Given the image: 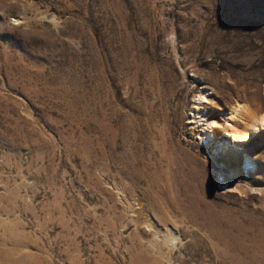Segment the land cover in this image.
I'll list each match as a JSON object with an SVG mask.
<instances>
[{"label": "rangeland", "instance_id": "rangeland-1", "mask_svg": "<svg viewBox=\"0 0 264 264\" xmlns=\"http://www.w3.org/2000/svg\"><path fill=\"white\" fill-rule=\"evenodd\" d=\"M238 102L264 0H0V264H264V127L206 129Z\"/></svg>", "mask_w": 264, "mask_h": 264}, {"label": "bare ground", "instance_id": "bare-ground-1", "mask_svg": "<svg viewBox=\"0 0 264 264\" xmlns=\"http://www.w3.org/2000/svg\"><path fill=\"white\" fill-rule=\"evenodd\" d=\"M198 100L205 104L206 102H209L210 100L207 99V97L200 93L198 95ZM204 111L205 105L201 107ZM245 108L243 103L238 102L234 107L229 111L227 115H224L221 117V119L216 120L213 118L207 119V128H213V127H221L223 130L229 131V134L232 136V142L234 143L239 138L245 139L247 136V132H254L257 128L264 127V111L260 114H253L250 113V111ZM202 113V112H201ZM238 120H240L243 123L244 128H238L236 125L239 123ZM237 123V124H236ZM207 141L206 143H211L212 140L210 138L209 131H206ZM202 135H200L201 137ZM224 144V143H223ZM221 146V145H220ZM241 171L245 174H248L250 171L254 170V163L250 159V157L245 154L243 156L242 162H241ZM220 183L224 185L226 183L225 179L223 177H219ZM228 185V184H227ZM225 186V185H224Z\"/></svg>", "mask_w": 264, "mask_h": 264}]
</instances>
